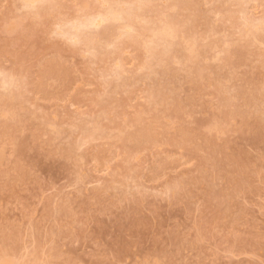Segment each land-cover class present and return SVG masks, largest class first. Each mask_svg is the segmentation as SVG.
<instances>
[{
  "label": "rangeland",
  "instance_id": "1",
  "mask_svg": "<svg viewBox=\"0 0 264 264\" xmlns=\"http://www.w3.org/2000/svg\"><path fill=\"white\" fill-rule=\"evenodd\" d=\"M0 0V264H264V0Z\"/></svg>",
  "mask_w": 264,
  "mask_h": 264
},
{
  "label": "clouds",
  "instance_id": "2",
  "mask_svg": "<svg viewBox=\"0 0 264 264\" xmlns=\"http://www.w3.org/2000/svg\"><path fill=\"white\" fill-rule=\"evenodd\" d=\"M38 7V5H35L31 2V0H20V12L21 13H27L31 9Z\"/></svg>",
  "mask_w": 264,
  "mask_h": 264
}]
</instances>
